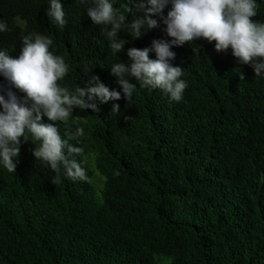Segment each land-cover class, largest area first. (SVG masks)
<instances>
[{"label":"trees","instance_id":"16d2710c","mask_svg":"<svg viewBox=\"0 0 264 264\" xmlns=\"http://www.w3.org/2000/svg\"><path fill=\"white\" fill-rule=\"evenodd\" d=\"M62 3L67 25L60 30L47 0H0L10 29L0 33V49L16 58L23 35L50 36L69 65V89L98 76L121 91L109 64L127 62L130 47L170 39L164 25L136 40L121 32L129 43L114 56L86 6ZM257 3L252 19L264 22V0ZM115 6L127 16L131 5ZM214 44L173 47L172 63L188 83L180 102L137 84L130 103L122 94L98 112L74 109V122H57L62 137L85 130L77 146L86 181L56 180L32 155L35 144L22 142L16 172L0 166V264H264V77ZM0 85L7 87L3 76Z\"/></svg>","mask_w":264,"mask_h":264},{"label":"clouds","instance_id":"9594fccd","mask_svg":"<svg viewBox=\"0 0 264 264\" xmlns=\"http://www.w3.org/2000/svg\"><path fill=\"white\" fill-rule=\"evenodd\" d=\"M75 2L86 6L87 16L99 26L114 56L129 43L121 32L136 40L164 25L161 31L170 39H153L151 46L143 49L130 47L127 62L109 64L121 91L110 90L98 76L84 87H64L69 65L62 55L55 54L50 36L23 35L16 58L0 49V76L7 82V87L0 85V166L8 172H16L21 144L31 140L35 144L32 155L56 174V180L66 177L86 181L84 148L77 146L85 130L77 126L62 137L57 122H74V109L98 112L99 104L118 101L122 94L130 103L137 84L159 90L169 103L180 102L188 83L182 79L183 68L172 63L177 55L172 49L186 42L214 41L217 52L227 53L230 49L238 65H249L255 77H264V22L252 19L257 16V0H127L131 5L127 16L115 6L116 0ZM47 4L51 25L63 30L67 19L62 0H47ZM9 30L8 23L0 19V33ZM150 53H155V59ZM239 74L244 80L242 71ZM119 109L120 105L113 103L111 113L117 114ZM45 117L50 122H44Z\"/></svg>","mask_w":264,"mask_h":264},{"label":"rangeland","instance_id":"374dc122","mask_svg":"<svg viewBox=\"0 0 264 264\" xmlns=\"http://www.w3.org/2000/svg\"><path fill=\"white\" fill-rule=\"evenodd\" d=\"M98 176H99V173L97 172V170H95V172H94V178L96 180L95 181V185L97 187H100L102 185L101 188H95V190H96L98 195H101V190L103 188L104 183L102 184V179L100 177H98ZM94 178L92 180L93 185H94Z\"/></svg>","mask_w":264,"mask_h":264}]
</instances>
